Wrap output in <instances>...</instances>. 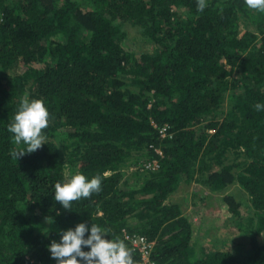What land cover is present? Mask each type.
<instances>
[{
	"label": "trees",
	"instance_id": "trees-1",
	"mask_svg": "<svg viewBox=\"0 0 264 264\" xmlns=\"http://www.w3.org/2000/svg\"><path fill=\"white\" fill-rule=\"evenodd\" d=\"M126 23L157 47L128 48ZM26 94L43 101L49 125L45 143L16 160L10 151L26 146L13 144L8 124ZM257 103L264 12L244 0H207L202 12L197 0H0V264H57L48 245L81 222L85 238L92 223L105 238L120 237L138 264L125 226L155 241L159 264H264ZM157 156V169H141ZM76 171L99 175L101 191L66 210L54 184ZM194 181L219 193L231 212L228 232L246 240L215 237L191 258L192 222L171 195ZM235 184L241 193L225 191Z\"/></svg>",
	"mask_w": 264,
	"mask_h": 264
},
{
	"label": "clouds",
	"instance_id": "clouds-1",
	"mask_svg": "<svg viewBox=\"0 0 264 264\" xmlns=\"http://www.w3.org/2000/svg\"><path fill=\"white\" fill-rule=\"evenodd\" d=\"M249 9L264 12V0H244ZM207 0H197V10L203 11ZM255 110L264 111V104L254 105ZM49 125V112L41 99H30L26 94L19 102L12 121L8 124V131L13 134L14 145H25L13 148L10 155L14 159L25 153H32L45 143L42 130ZM101 191V177L99 175L88 179L76 171L66 175L63 181L54 184V199L64 209H72V202L81 198H90L93 193ZM47 220V218H46ZM48 221V220H47ZM89 228L85 223H78L74 229L69 228L61 234L60 242L52 240L48 245L51 257L57 264H138L130 249L120 238H105L108 232L101 226L92 223L90 234L85 238ZM82 246L90 247L84 251ZM79 257V259H78Z\"/></svg>",
	"mask_w": 264,
	"mask_h": 264
},
{
	"label": "rangeland",
	"instance_id": "rangeland-1",
	"mask_svg": "<svg viewBox=\"0 0 264 264\" xmlns=\"http://www.w3.org/2000/svg\"><path fill=\"white\" fill-rule=\"evenodd\" d=\"M124 26L127 30V37L125 39V42H126V46L128 48H131V49H134V50L140 52V51H153L157 47V44H155L150 39H148L145 36V34L142 33L141 29L139 27H137L136 25H133L131 23H126ZM20 69H22V66H20L18 70H20ZM135 166H137L136 163L135 164L133 163L130 166H128L127 167L128 171H131L132 169L136 168ZM67 171H69V169H67ZM141 171H147V170H141ZM196 183L195 182H191V183L182 182L180 184V186L177 188V190L174 193H172V195L174 194V196H175L177 193H179L180 197H181V194L183 195L184 193L186 195H188L187 194L188 190L189 191L192 190L191 185H194L195 189H196V187L200 189L201 187H199L198 184H196ZM240 189L241 188L237 184H235V185H232L229 188H227L225 191H227V192L233 191V192H236L239 194V193H241ZM203 190H205V188ZM215 197L216 198L209 199V201L211 203L210 205L213 204L215 209L213 210L211 207H209L205 211L206 219L208 218V220H206V222H205L208 234L203 235V239H202L203 243L205 241H207V238H208V240L211 239L210 234H216L218 236L217 237L218 239H224V238L228 237L226 243H231L234 246L237 244L238 245L241 244L242 241L246 240L247 236L243 235V233H240V232L234 233V234L228 232L227 228H230V226H231L230 223L232 221L231 220L232 219L231 218V212H229L227 206L220 201V199L218 198L219 196L216 195ZM189 202H190V198H187V204ZM203 203L205 204L206 202L203 201ZM201 205H202V203H201ZM199 206H200V203H199ZM243 208H244V206H243ZM194 213H196V212L194 211ZM194 216H195V214H194ZM201 238L199 237L197 240H195L196 245L201 243ZM220 247H222V246H220Z\"/></svg>",
	"mask_w": 264,
	"mask_h": 264
},
{
	"label": "crops",
	"instance_id": "crops-1",
	"mask_svg": "<svg viewBox=\"0 0 264 264\" xmlns=\"http://www.w3.org/2000/svg\"><path fill=\"white\" fill-rule=\"evenodd\" d=\"M195 182V181H194ZM196 183V182H195ZM198 184L199 187H201L200 189L196 187H194V185H191V191L188 190V195H186L185 193L182 195L181 197L179 196V193H177L175 196L174 194L171 196V199L178 201L182 204V209L184 210V213L186 215H188L189 219L192 222V226H193V236H192V251L190 253L191 258L195 259L197 256H204V254L210 250V247L213 246L212 242L214 241L213 238L218 237L216 234H210L211 239L207 241H205L203 243V235L208 234L207 233V227L205 225L206 220H208V218L206 219V215H205V211L206 209H208L209 207H211L213 210L215 209V207L212 205H210V201L209 199L212 198H216L215 196H219V193H214L211 192L208 188L204 187L203 185ZM205 188V190H203ZM194 195H197V200L196 202H194ZM187 196L190 198V204H187ZM219 198V197H218ZM193 199V200H192ZM206 202L205 204L203 203ZM200 203V206H199ZM202 203V205H201ZM194 211L197 213H194ZM195 214V216H194ZM198 215V216H197ZM205 225V226H204ZM205 228V229H204ZM201 238V243L196 245V241L198 238ZM206 237V236H205ZM194 239V240H193ZM194 245V246H193ZM216 246L220 247L225 245V243H220L217 245V243H215ZM195 249V250H194Z\"/></svg>",
	"mask_w": 264,
	"mask_h": 264
},
{
	"label": "built area",
	"instance_id": "built-area-1",
	"mask_svg": "<svg viewBox=\"0 0 264 264\" xmlns=\"http://www.w3.org/2000/svg\"><path fill=\"white\" fill-rule=\"evenodd\" d=\"M155 125L157 126V123H155ZM169 127L170 125L168 123H164L160 126L159 130L161 136L165 137L170 133ZM150 147H153L158 154H163V150L161 147L155 146L153 144H150ZM159 166L160 161L158 156L143 159L140 164L141 169L148 170L157 169ZM122 232L124 238L131 243L132 247L135 250L139 251L145 264H159L157 260L153 257V250L155 246L154 240H151L145 233H141L136 230H131L127 226L123 227Z\"/></svg>",
	"mask_w": 264,
	"mask_h": 264
}]
</instances>
